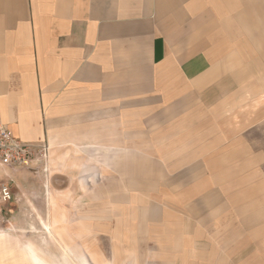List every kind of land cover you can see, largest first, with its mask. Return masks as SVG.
Here are the masks:
<instances>
[{"label":"crops","instance_id":"obj_1","mask_svg":"<svg viewBox=\"0 0 264 264\" xmlns=\"http://www.w3.org/2000/svg\"><path fill=\"white\" fill-rule=\"evenodd\" d=\"M259 1L263 12L264 0H0V121L52 146L39 190L65 203L51 217L45 202L41 223L66 264L99 260L100 235L112 259L121 247L118 257L153 264L250 260L253 223L227 220L236 166L219 155L224 129L209 113ZM7 173L14 193H37L32 172ZM52 245L30 258L56 264Z\"/></svg>","mask_w":264,"mask_h":264},{"label":"rangeland","instance_id":"obj_2","mask_svg":"<svg viewBox=\"0 0 264 264\" xmlns=\"http://www.w3.org/2000/svg\"><path fill=\"white\" fill-rule=\"evenodd\" d=\"M261 4L263 2L259 1L258 8L261 15L256 20L255 27L248 30L244 27V31H253V34H244L242 50H234L237 66L236 64L227 66L224 62L220 68L225 78L223 77L224 82L222 81L217 86L219 87L217 93L220 97L211 100V112L209 113L210 123L221 125L224 129L220 132L224 134L223 143L226 141L227 145L217 148L221 151L219 155L224 156L223 160L226 161L227 168L231 161L235 163L231 165L236 166L235 173H232L235 177L227 178V192L232 202L237 203L239 208L235 214L228 215L226 212L227 220H236V222L242 220L244 223L249 220L253 223L252 235L248 238L243 236L246 242L243 245L248 244L243 252L250 251L251 255L250 260H242L243 264H248V261L249 264H264V11H261L262 7L259 6ZM245 19L244 21L250 20ZM234 51H231L233 56ZM24 169L32 172L31 169ZM9 175L12 177L10 173ZM54 176L57 177L58 173L51 174L48 179L50 183L57 186L58 181ZM28 178L29 184L27 185L26 180L22 178L23 183L37 193L25 192V195L14 193V201L8 205L7 210L0 214V264H28L24 251L29 252L30 258V251L33 254V248L39 249L44 245L46 249L43 251H49L47 248L51 243H53V250L50 258H54L51 262L66 264L68 261L58 242H55L52 236L48 237L50 241L44 239L46 233L41 223L48 214L47 210H44L45 202L51 204L53 208L50 211L52 217L58 214V210L55 211V209L65 203L64 198L56 193L49 196L47 200L46 194L40 193L39 190L43 184V177L32 172ZM5 179L7 176L0 171V181ZM14 179L16 178H11L13 192L18 190V187L14 185ZM103 199L104 196H100V203ZM10 221L19 227L9 226ZM27 223L31 225L26 226ZM89 245L90 242L82 243L83 253L88 256ZM110 245L112 244L107 237L100 235L99 260L91 263V259L84 256L87 264H107L108 262L123 264L124 260L136 264L154 263L152 259L148 260L144 257L129 260L118 257V255H123L121 247L119 253L118 251L112 252L115 259L109 258L111 256ZM85 250L88 251L85 252ZM38 251L42 256L43 251ZM35 256L34 254L29 259L30 264H36ZM37 260L48 264L40 257H37Z\"/></svg>","mask_w":264,"mask_h":264},{"label":"built area","instance_id":"obj_3","mask_svg":"<svg viewBox=\"0 0 264 264\" xmlns=\"http://www.w3.org/2000/svg\"><path fill=\"white\" fill-rule=\"evenodd\" d=\"M52 146L47 138L28 141L13 134L0 121V171L7 179L0 181V214L14 201L12 180L7 173L16 168H28L34 173L48 175ZM9 179V180H8Z\"/></svg>","mask_w":264,"mask_h":264}]
</instances>
